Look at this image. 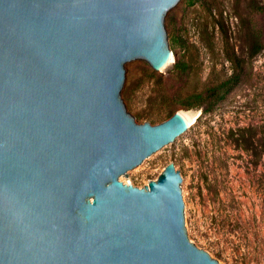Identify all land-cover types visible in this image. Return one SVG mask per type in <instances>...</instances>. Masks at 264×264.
<instances>
[{"label": "water", "instance_id": "95a60500", "mask_svg": "<svg viewBox=\"0 0 264 264\" xmlns=\"http://www.w3.org/2000/svg\"><path fill=\"white\" fill-rule=\"evenodd\" d=\"M184 0H0V264H219L191 242L170 163L125 184L191 131L138 123L133 76L173 61Z\"/></svg>", "mask_w": 264, "mask_h": 264}, {"label": "rangeland", "instance_id": "374dc122", "mask_svg": "<svg viewBox=\"0 0 264 264\" xmlns=\"http://www.w3.org/2000/svg\"><path fill=\"white\" fill-rule=\"evenodd\" d=\"M174 61L133 76L125 103L138 123L200 111L191 131L125 184L148 188L173 163L186 179L188 236L219 264H264V0H184L172 13ZM188 62L179 71V59ZM239 74L211 111L189 105Z\"/></svg>", "mask_w": 264, "mask_h": 264}, {"label": "trees", "instance_id": "16d2710c", "mask_svg": "<svg viewBox=\"0 0 264 264\" xmlns=\"http://www.w3.org/2000/svg\"><path fill=\"white\" fill-rule=\"evenodd\" d=\"M188 62L184 59H179L175 63L177 70L183 72L188 68ZM239 74L235 73L234 75L225 79L221 84L213 85L207 88L205 92H194L189 95L190 99L193 101L191 105L202 106L204 103H208V106L204 108L205 111H211L214 109L215 105L223 99L226 94L231 90L233 85L238 82ZM173 111L169 113V116L173 115Z\"/></svg>", "mask_w": 264, "mask_h": 264}, {"label": "bare ground", "instance_id": "6f19581e", "mask_svg": "<svg viewBox=\"0 0 264 264\" xmlns=\"http://www.w3.org/2000/svg\"><path fill=\"white\" fill-rule=\"evenodd\" d=\"M179 113L183 115L187 126L192 125L195 121H197L200 111H191V110H179Z\"/></svg>", "mask_w": 264, "mask_h": 264}]
</instances>
